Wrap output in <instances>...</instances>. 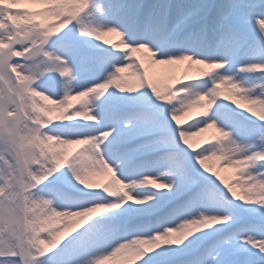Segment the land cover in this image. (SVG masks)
Listing matches in <instances>:
<instances>
[{
  "label": "snow or ice",
  "instance_id": "6c2138e0",
  "mask_svg": "<svg viewBox=\"0 0 264 264\" xmlns=\"http://www.w3.org/2000/svg\"><path fill=\"white\" fill-rule=\"evenodd\" d=\"M0 264H264V0H0Z\"/></svg>",
  "mask_w": 264,
  "mask_h": 264
},
{
  "label": "bare ground",
  "instance_id": "6f19581e",
  "mask_svg": "<svg viewBox=\"0 0 264 264\" xmlns=\"http://www.w3.org/2000/svg\"><path fill=\"white\" fill-rule=\"evenodd\" d=\"M112 40H114L115 38H110ZM145 63L147 64V61H145ZM169 74H175V75H179L180 74V69L179 68H166L164 66H151L149 68V75L151 78L153 79H162L165 76L169 75ZM188 122L191 123V120H189ZM186 124H184L185 126ZM211 135V131H209V133H205L203 134L201 137H196L194 138V142L197 141H201L203 140L205 137Z\"/></svg>",
  "mask_w": 264,
  "mask_h": 264
},
{
  "label": "rangeland",
  "instance_id": "374dc122",
  "mask_svg": "<svg viewBox=\"0 0 264 264\" xmlns=\"http://www.w3.org/2000/svg\"><path fill=\"white\" fill-rule=\"evenodd\" d=\"M188 123H190V122H188ZM186 126H187V124L185 125V127H186ZM203 146H205V147H206L207 145L205 144V145H203Z\"/></svg>",
  "mask_w": 264,
  "mask_h": 264
}]
</instances>
